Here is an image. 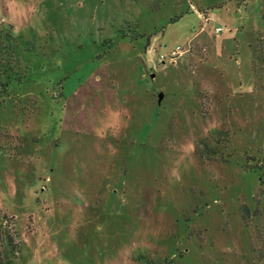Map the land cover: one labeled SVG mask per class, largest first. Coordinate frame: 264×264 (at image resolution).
I'll return each mask as SVG.
<instances>
[{
    "label": "rangeland",
    "instance_id": "rangeland-1",
    "mask_svg": "<svg viewBox=\"0 0 264 264\" xmlns=\"http://www.w3.org/2000/svg\"><path fill=\"white\" fill-rule=\"evenodd\" d=\"M0 264H264V0H0Z\"/></svg>",
    "mask_w": 264,
    "mask_h": 264
},
{
    "label": "built area",
    "instance_id": "built-area-1",
    "mask_svg": "<svg viewBox=\"0 0 264 264\" xmlns=\"http://www.w3.org/2000/svg\"><path fill=\"white\" fill-rule=\"evenodd\" d=\"M216 30L218 31L219 29H216ZM176 50H177V51H176V52H173V54H174V53L176 54L180 49L177 47Z\"/></svg>",
    "mask_w": 264,
    "mask_h": 264
}]
</instances>
